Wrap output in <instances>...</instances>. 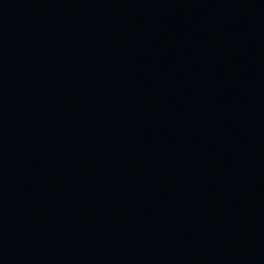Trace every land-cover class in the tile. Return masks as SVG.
I'll return each instance as SVG.
<instances>
[{
	"label": "water",
	"instance_id": "obj_1",
	"mask_svg": "<svg viewBox=\"0 0 264 264\" xmlns=\"http://www.w3.org/2000/svg\"><path fill=\"white\" fill-rule=\"evenodd\" d=\"M0 264H264V0H0Z\"/></svg>",
	"mask_w": 264,
	"mask_h": 264
}]
</instances>
